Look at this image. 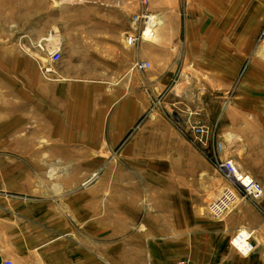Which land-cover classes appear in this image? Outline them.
Instances as JSON below:
<instances>
[{
  "label": "rangeland",
  "instance_id": "obj_1",
  "mask_svg": "<svg viewBox=\"0 0 264 264\" xmlns=\"http://www.w3.org/2000/svg\"><path fill=\"white\" fill-rule=\"evenodd\" d=\"M137 8V0H0V227L12 218L19 223V214L52 225L128 221L138 233L146 228L155 239L167 238L165 261L152 264L185 258L264 264V195H240L219 219L211 218L206 203L230 183L204 152L221 140L222 157L264 186V0H146L155 31L129 45L125 35L144 25L132 20ZM198 21L203 27L185 29V22ZM160 40L171 64L168 82L145 95L146 112L113 146L79 149L73 143L68 149L50 135L55 129L46 131L36 112L42 97L35 89L42 81L79 82L97 73L88 80L99 83L108 66L125 93L127 70L150 69L148 60L147 68L132 67L144 60L136 53L139 45L155 53ZM51 49L59 53L56 61L47 56ZM43 64L51 70L43 73ZM135 95L141 108L146 100ZM129 102L120 99V108H130ZM194 123L213 129L205 148L185 129ZM243 202L259 210L263 225L260 232L241 225L253 243V251L241 256L229 245L241 226L225 238L221 229ZM177 234L187 240L182 254L175 249ZM84 241L94 262L126 264L132 257L122 237L100 236L99 247Z\"/></svg>",
  "mask_w": 264,
  "mask_h": 264
},
{
  "label": "crops",
  "instance_id": "obj_2",
  "mask_svg": "<svg viewBox=\"0 0 264 264\" xmlns=\"http://www.w3.org/2000/svg\"><path fill=\"white\" fill-rule=\"evenodd\" d=\"M184 26L186 30H191L194 26L203 27V22H185ZM157 28L158 31H161L163 25H159ZM163 41L160 40V47L155 50V53L150 50L146 52L142 48L144 45H139L136 53L140 56L139 58L149 61L150 69L139 72L138 70H127L124 75H128L130 89L122 94L121 86L116 85L111 79L112 74L116 71L108 66L101 70L99 83L89 82V80L93 81V77H98L97 73L87 74L85 75L86 80L82 79L79 82L72 79L61 82L42 81L35 89L37 90L36 94L42 97L40 101L36 100V112L40 111L42 123L47 128L46 131H51L50 128L55 129L50 135L54 136L52 137L54 140L64 142L68 149L73 146V143L77 144L79 149L95 147L107 149L113 146L133 126V122L146 112L147 99L145 95L151 96L155 90L164 88L168 82V69L171 64L167 62V52ZM146 43L153 44L151 41ZM131 52L130 49L125 52L127 53L125 62L127 64L132 59ZM158 60L159 65L156 64ZM110 75L111 77H109ZM132 94L146 100L141 108L138 105L140 100H137V97H133ZM124 97L130 99V108L126 107V110L121 109L119 104V100ZM69 151L71 156V150ZM71 158L73 165L78 164L77 158H73V156ZM238 207V210L234 212V218H227L224 221V227L221 229L222 236L229 235L236 227L244 223H247L254 231L260 232V225L263 224H260L258 219L259 210L254 208L250 202H243ZM19 216H22L18 218L22 219L18 220L19 223H15V219L12 218L7 220L8 224L0 227V259L8 257L14 264H101L98 261L94 262L92 256L86 255L85 249L87 248L84 241L86 238L88 245L99 247L100 236L123 238L125 241L123 249L132 256L126 264H152L159 258L165 261L166 252H168L167 241H165L167 238H162L159 235L160 240L155 239L152 234H148L146 228L139 230L138 233V229H132L133 223L128 221L120 225L100 224L99 222L52 225L44 222V219L40 223L31 216L21 214ZM248 218H250L249 222L246 221ZM87 229L90 230L82 233L77 232L75 237L72 236V230L84 231ZM177 236L179 237H174V239H178L175 249L179 254H182L184 246L185 249L187 247V240H182L181 234H177ZM96 250L98 252L97 248L90 251ZM228 253L229 249L225 252V257ZM233 257L235 258V255ZM114 264L118 263L114 262Z\"/></svg>",
  "mask_w": 264,
  "mask_h": 264
},
{
  "label": "built area",
  "instance_id": "obj_3",
  "mask_svg": "<svg viewBox=\"0 0 264 264\" xmlns=\"http://www.w3.org/2000/svg\"><path fill=\"white\" fill-rule=\"evenodd\" d=\"M137 3V12H134L131 17L133 21H141L144 25L140 31L125 35L124 39L129 45H133L140 38H149V36L153 35L154 27L156 25L155 21L148 17V15L152 14H149V12L145 10L146 0H137ZM145 29H147V33H145ZM58 54L57 49H51L47 56H49L50 60L56 61L59 57ZM147 66L148 61L145 59L139 61L135 60V62L132 63V67L140 69L147 68ZM40 70L43 73L49 72L51 67H47L43 64L41 65ZM185 129L188 131L191 141L194 143L197 142L202 148H205L209 136L213 133V129L211 127L208 132V128L206 126L197 123L188 125ZM220 149L221 141L219 139H215L211 143L209 149H204L206 156L212 159L215 168L230 183L218 190L217 195L212 197L211 200L206 203L208 215L215 219H219L228 206L236 199H239L240 197H247L248 199L260 198L264 193L263 186L240 166L234 164V160L227 157H221ZM251 237V231L248 228L241 226L240 228H236L230 234L229 245L241 256L248 255L253 251ZM0 264H13V261L8 257H4L0 260ZM171 264L195 263L185 258L174 260Z\"/></svg>",
  "mask_w": 264,
  "mask_h": 264
},
{
  "label": "bare ground",
  "instance_id": "obj_4",
  "mask_svg": "<svg viewBox=\"0 0 264 264\" xmlns=\"http://www.w3.org/2000/svg\"><path fill=\"white\" fill-rule=\"evenodd\" d=\"M151 20H154L155 21V17H154V15L153 16H151V15H149L148 16ZM157 19V18H156ZM158 22V21H157ZM145 33H147V29H145ZM152 36V35H151ZM151 36H149V37H151ZM221 141V140H220ZM221 150V152H220V155H221V157H222V149H220ZM234 164H236L235 162H234ZM237 165V164H236ZM253 178V177H252ZM256 179V178H255ZM257 180V179H256ZM258 181V180H257ZM259 182V181H258ZM260 183V182H259ZM261 184V183H260ZM262 185V184H261ZM263 186V185H262ZM263 192H264V186H263ZM263 195H264V193H263ZM262 195V196H263ZM251 234H252V232H251Z\"/></svg>",
  "mask_w": 264,
  "mask_h": 264
}]
</instances>
